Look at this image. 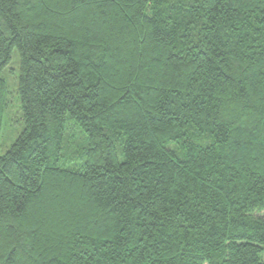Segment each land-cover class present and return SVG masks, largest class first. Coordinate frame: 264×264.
<instances>
[{
    "label": "trees",
    "instance_id": "trees-1",
    "mask_svg": "<svg viewBox=\"0 0 264 264\" xmlns=\"http://www.w3.org/2000/svg\"><path fill=\"white\" fill-rule=\"evenodd\" d=\"M23 128L0 264H264V0H0Z\"/></svg>",
    "mask_w": 264,
    "mask_h": 264
},
{
    "label": "rangeland",
    "instance_id": "rangeland-1",
    "mask_svg": "<svg viewBox=\"0 0 264 264\" xmlns=\"http://www.w3.org/2000/svg\"><path fill=\"white\" fill-rule=\"evenodd\" d=\"M2 78L7 87L5 96L6 106L1 114L0 122V155L16 139L23 128L20 102L17 94V78L19 75L18 58L12 54L10 62L2 71ZM261 260L264 261V253L261 254Z\"/></svg>",
    "mask_w": 264,
    "mask_h": 264
}]
</instances>
